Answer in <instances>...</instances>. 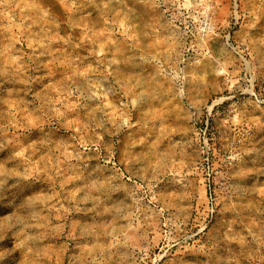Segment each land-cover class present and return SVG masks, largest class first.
<instances>
[{"label":"rangeland","instance_id":"obj_1","mask_svg":"<svg viewBox=\"0 0 264 264\" xmlns=\"http://www.w3.org/2000/svg\"><path fill=\"white\" fill-rule=\"evenodd\" d=\"M0 264H264V0H0Z\"/></svg>","mask_w":264,"mask_h":264},{"label":"bare ground","instance_id":"obj_2","mask_svg":"<svg viewBox=\"0 0 264 264\" xmlns=\"http://www.w3.org/2000/svg\"><path fill=\"white\" fill-rule=\"evenodd\" d=\"M48 2V1H47Z\"/></svg>","mask_w":264,"mask_h":264}]
</instances>
